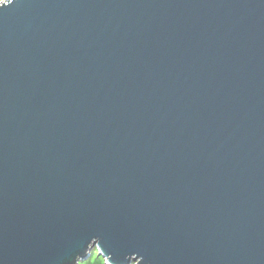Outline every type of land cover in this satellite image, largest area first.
<instances>
[{"label": "water", "instance_id": "water-1", "mask_svg": "<svg viewBox=\"0 0 264 264\" xmlns=\"http://www.w3.org/2000/svg\"><path fill=\"white\" fill-rule=\"evenodd\" d=\"M264 264V0L0 4V264Z\"/></svg>", "mask_w": 264, "mask_h": 264}, {"label": "trees", "instance_id": "trees-1", "mask_svg": "<svg viewBox=\"0 0 264 264\" xmlns=\"http://www.w3.org/2000/svg\"><path fill=\"white\" fill-rule=\"evenodd\" d=\"M94 250L96 253L98 252L97 249H94ZM96 258H99V259L96 261ZM104 261H105L104 258H102L101 256H97V254H95L93 259L90 257V259L80 262V264H102L104 263Z\"/></svg>", "mask_w": 264, "mask_h": 264}, {"label": "rangeland", "instance_id": "rangeland-1", "mask_svg": "<svg viewBox=\"0 0 264 264\" xmlns=\"http://www.w3.org/2000/svg\"><path fill=\"white\" fill-rule=\"evenodd\" d=\"M94 249H96V248L94 247V248L90 251L89 256H88L84 261L90 259V257L93 259V257H94L95 254H97V256H101L102 258H104V257H103L101 254H99L98 252L96 253ZM98 259H99V258H96V261H97ZM81 262H83V261H81ZM79 264H80V262H79ZM102 264H106V262L104 261V263H102ZM132 264H135V263H132Z\"/></svg>", "mask_w": 264, "mask_h": 264}, {"label": "snow or ice", "instance_id": "snow-or-ice-1", "mask_svg": "<svg viewBox=\"0 0 264 264\" xmlns=\"http://www.w3.org/2000/svg\"><path fill=\"white\" fill-rule=\"evenodd\" d=\"M7 0H0V4H5Z\"/></svg>", "mask_w": 264, "mask_h": 264}]
</instances>
